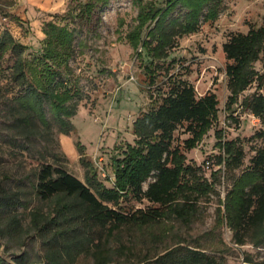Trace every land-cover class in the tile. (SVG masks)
Wrapping results in <instances>:
<instances>
[{"label":"trees","instance_id":"16d2710c","mask_svg":"<svg viewBox=\"0 0 264 264\" xmlns=\"http://www.w3.org/2000/svg\"><path fill=\"white\" fill-rule=\"evenodd\" d=\"M224 1L134 0L138 15L126 39L139 56L147 58L151 86L156 82L158 63L170 58L180 39L218 21ZM110 4L111 0H71L64 14L44 21L39 54L31 60L27 45L8 30L0 34V64L7 57L13 59L10 81L19 89L15 97L5 99L0 112V138L5 145L44 161L57 148L56 131L66 136L75 132L72 119L84 98L73 63L87 47L80 37L97 36L102 14ZM59 19L67 23H58ZM223 51L229 61L226 76L231 93L228 105L232 107L254 84L260 89L264 86V74L255 69L264 53V25L233 35ZM242 107L261 121L263 130L258 137L264 145V95L246 98ZM218 115L214 93L198 97L186 82L173 83L157 107L135 122L134 145L113 159V187L101 181L93 164L84 158L85 182L62 167L47 163L35 167L31 184L36 197L49 208L31 212L27 229L18 215L25 203L22 195L0 187L1 236L21 240L33 234L43 253L36 258L24 253L13 264H78L81 258L93 264H116L125 247L113 249L109 243L123 229L146 228L172 219L190 224L198 212L199 198L211 193L213 185L203 179L200 168L189 163L186 153L202 142ZM183 127L190 138L182 147L175 145V133ZM220 146L219 166L240 169L244 151L235 142ZM144 200L156 207L128 210L124 205ZM223 206L224 220L236 244L264 247V146L251 159L250 167L235 175ZM149 262L220 264L199 247L175 248ZM0 264L11 263L0 256ZM246 264L254 263L248 260Z\"/></svg>","mask_w":264,"mask_h":264},{"label":"rangeland","instance_id":"374dc122","mask_svg":"<svg viewBox=\"0 0 264 264\" xmlns=\"http://www.w3.org/2000/svg\"><path fill=\"white\" fill-rule=\"evenodd\" d=\"M19 5L20 0H0V34L8 30L17 41L27 45V58L31 60L39 54L40 31L49 19L43 15H33L30 19L29 15L19 14ZM224 5L218 21L204 24L198 33L180 39L170 58L158 63L154 68L156 82L151 86L147 58L139 56L126 39L135 25L138 7L134 0H111L102 14L97 36L80 37L87 47L73 63L84 98L72 119L75 132L66 136L56 131L57 148L44 161L5 145L0 138V187L22 195L25 203L18 215L24 228L30 226L31 212H47L49 208L36 197L31 184L35 167L52 164L85 182L86 169L81 162L84 158L93 164L98 178L113 187V159L120 158L128 145H134L137 119L156 108L173 83L184 81L195 88L198 97L214 93L219 101L218 120L213 128L194 150L186 153L189 163L200 168L203 179L213 185V191L199 198L198 212L190 224L172 219L146 228L120 231L109 243L113 249L125 247L124 256L116 264H151L149 261L179 247H199L220 264H246L248 260L264 264V247L249 242L243 246L236 244L234 233L224 220L223 206L235 175L240 176L250 167L251 159L264 146L258 137L263 130L261 121L242 107L246 98L264 95V86L260 89L254 84L239 97L236 105L229 107L231 93L226 76L229 61L223 46L233 35L247 34L251 28L264 25V0H225ZM12 66L13 59L8 57L0 64V112L5 99L19 92L10 81ZM255 69L264 74V53ZM188 138L185 128H179L175 145L183 147ZM226 142H235L245 153L244 164L238 170L219 166L218 157L223 155L220 144ZM124 205L128 210L156 207L147 200ZM41 250V242L33 234L21 240H9L0 234V256L11 264L24 253L32 258L42 256ZM78 264L93 263L81 258Z\"/></svg>","mask_w":264,"mask_h":264},{"label":"crops","instance_id":"0c3cea01","mask_svg":"<svg viewBox=\"0 0 264 264\" xmlns=\"http://www.w3.org/2000/svg\"><path fill=\"white\" fill-rule=\"evenodd\" d=\"M70 3L71 0H20L19 14L29 15L30 19L33 15H43L51 20L52 15L65 12ZM41 36L43 38L42 32Z\"/></svg>","mask_w":264,"mask_h":264}]
</instances>
